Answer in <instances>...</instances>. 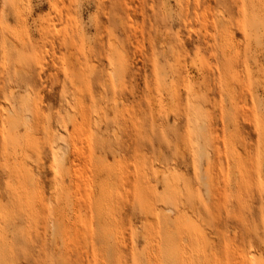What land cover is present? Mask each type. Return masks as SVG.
Instances as JSON below:
<instances>
[{
	"label": "rangeland",
	"instance_id": "1",
	"mask_svg": "<svg viewBox=\"0 0 264 264\" xmlns=\"http://www.w3.org/2000/svg\"><path fill=\"white\" fill-rule=\"evenodd\" d=\"M11 2L0 264H264V0Z\"/></svg>",
	"mask_w": 264,
	"mask_h": 264
},
{
	"label": "bare ground",
	"instance_id": "2",
	"mask_svg": "<svg viewBox=\"0 0 264 264\" xmlns=\"http://www.w3.org/2000/svg\"><path fill=\"white\" fill-rule=\"evenodd\" d=\"M3 1H5V2H7L8 1V3H13V2H11L12 0H3ZM80 2V1H79ZM5 4V3H4ZM88 4V3H87ZM80 6H81V4H80ZM78 7V6H77ZM20 10L19 11H21V8H19ZM24 10V9H23ZM3 11H4V7H3ZM2 11V13L4 14V12ZM15 11V10H14ZM22 12V11H21ZM25 11H23L22 13H24ZM19 16H20V14H19ZM76 16V15H75ZM77 17V16H76ZM78 17H79V15H78ZM80 21V20H79ZM22 22H23V26H24V30H25V32L27 33V20H22ZM82 28V27H81ZM80 30H82V29H80ZM22 32H24V31H22ZM79 33V32H78ZM27 36V35H26ZM15 44V43H14ZM17 46V45H16ZM90 61V60H89ZM90 63V62H89ZM93 65H94V63H92ZM92 65V66H93ZM90 66H91V64H90ZM92 66H91V68H92ZM93 68H95L94 66H93ZM94 70V69H93ZM90 73L92 74V69L90 70ZM11 93H13V92H11ZM3 111H4V113L6 114V115H9L12 111L9 109V107L8 106H6V105H4L3 106ZM66 119H67V121L68 122H72V119H73V117H72V114L69 112V111H67L66 112ZM61 134H63V133H60V136H62V137H64V135H61ZM66 137V136H65ZM56 150H57V152H58V161H57V169H58V167H59V169H60V171H61V165H63V162L66 160V158H67V152H66V148L63 146L62 147V145H59V146H57L56 147ZM31 174V173H30ZM60 181L57 179V181H56V183H55V188H56V192L58 193L59 191H60ZM50 206V205H49ZM187 213V212H186ZM191 220H193L192 218H190ZM193 222V221H192Z\"/></svg>",
	"mask_w": 264,
	"mask_h": 264
}]
</instances>
